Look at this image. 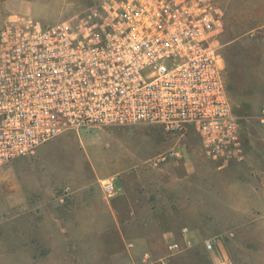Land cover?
I'll return each instance as SVG.
<instances>
[{
  "label": "rangeland",
  "instance_id": "1",
  "mask_svg": "<svg viewBox=\"0 0 264 264\" xmlns=\"http://www.w3.org/2000/svg\"><path fill=\"white\" fill-rule=\"evenodd\" d=\"M101 1L0 0V23L22 15L52 25ZM219 1L227 21L218 52L246 158L212 161L195 131L156 124L65 131L0 166V264H264V217L225 202L241 198L239 174L264 154V0ZM110 176L112 196L101 184ZM213 237L224 238V252L206 246Z\"/></svg>",
  "mask_w": 264,
  "mask_h": 264
},
{
  "label": "built area",
  "instance_id": "2",
  "mask_svg": "<svg viewBox=\"0 0 264 264\" xmlns=\"http://www.w3.org/2000/svg\"><path fill=\"white\" fill-rule=\"evenodd\" d=\"M225 23L219 0H102L52 25L9 17L0 23V166L68 130L139 123L193 130L223 165L244 160L217 46ZM101 184L108 196L117 190L114 176Z\"/></svg>",
  "mask_w": 264,
  "mask_h": 264
},
{
  "label": "crops",
  "instance_id": "3",
  "mask_svg": "<svg viewBox=\"0 0 264 264\" xmlns=\"http://www.w3.org/2000/svg\"><path fill=\"white\" fill-rule=\"evenodd\" d=\"M223 7L226 11V21H227V10L224 4L221 2ZM233 8V6H232ZM262 27V26H261ZM261 78H264V73L260 72ZM254 160L252 164H255V169H244L243 174L240 175L236 181V188L237 193L240 194V199H233L229 200V197L227 196L228 200L225 202L231 201V203H227V206H230L235 209H242L244 212V215H258L256 216L257 219H262L264 217V154H261V156L256 155L255 157H249V159L252 161ZM243 160H237V162H241ZM231 188V187H229ZM71 192L68 191V194ZM84 193V192H83ZM224 197V199H227ZM231 199V198H230ZM84 207L86 206L84 202ZM94 207V206H92ZM255 217V218H256ZM258 220V222H259ZM17 224H20V221H16ZM234 233L230 232L228 234L229 237L233 236ZM208 239H214L215 243H219V247L224 252V238L220 237L218 239L208 238ZM224 255V254H223ZM226 255V251H225ZM222 264H228V261L222 262Z\"/></svg>",
  "mask_w": 264,
  "mask_h": 264
}]
</instances>
